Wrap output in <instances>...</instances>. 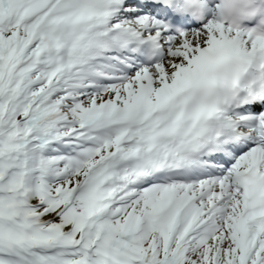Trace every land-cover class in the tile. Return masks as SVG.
<instances>
[{
    "label": "snow or ice",
    "instance_id": "snow-or-ice-1",
    "mask_svg": "<svg viewBox=\"0 0 264 264\" xmlns=\"http://www.w3.org/2000/svg\"><path fill=\"white\" fill-rule=\"evenodd\" d=\"M183 0H0V264H264V36Z\"/></svg>",
    "mask_w": 264,
    "mask_h": 264
},
{
    "label": "clouds",
    "instance_id": "clouds-1",
    "mask_svg": "<svg viewBox=\"0 0 264 264\" xmlns=\"http://www.w3.org/2000/svg\"><path fill=\"white\" fill-rule=\"evenodd\" d=\"M179 11L198 20L211 14L234 31L264 36V0H183ZM256 80H264V73Z\"/></svg>",
    "mask_w": 264,
    "mask_h": 264
}]
</instances>
